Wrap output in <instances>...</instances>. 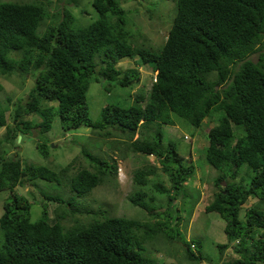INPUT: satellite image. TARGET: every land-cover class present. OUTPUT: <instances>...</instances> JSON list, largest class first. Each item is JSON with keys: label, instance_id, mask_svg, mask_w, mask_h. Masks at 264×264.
Wrapping results in <instances>:
<instances>
[{"label": "trees", "instance_id": "trees-1", "mask_svg": "<svg viewBox=\"0 0 264 264\" xmlns=\"http://www.w3.org/2000/svg\"><path fill=\"white\" fill-rule=\"evenodd\" d=\"M125 1L89 0L96 17L81 25L65 3L49 14L44 3L34 0H0V76L29 72L34 77L25 99L19 98L14 106L10 124L0 106V128H6L0 141L9 142L32 129L40 137L57 116L65 131L84 126L104 137L113 136L110 149L124 146L120 158L126 150L153 155L159 167L134 169V190L126 199L147 216L161 219L144 224L98 211V217L74 219L65 227L58 220L63 211L48 224L43 205L39 217L31 221L30 202L15 186L36 178L59 183L71 161L55 172L42 164L22 163L16 152L5 157L2 150L0 191L8 190V196L0 213V264H153L144 257V243L159 239L180 242L188 260H199V240H185L177 228L180 219L173 222L160 211L183 192L194 169L191 162L181 163L184 157L170 139L163 142L161 125L173 124L174 114L197 127L213 111L221 115L207 132L203 159L217 173L204 210L223 220L226 243L218 244V251L237 240L239 254L220 264H264V0H172L171 25L163 44L155 49L129 41L130 20L120 5ZM123 58L155 70V81L146 97L139 92L130 104L106 103L99 119L91 121L86 103L90 82L101 78L107 92L138 82L135 68H119ZM43 101L55 105L44 106ZM33 114L41 119L24 118ZM232 124L243 134L234 137ZM35 146L47 157L46 140ZM80 151L92 170L78 168L68 178L74 193L66 199L41 192L46 200L73 205L69 200L87 195L104 176L116 178L115 158ZM194 189L190 208L184 205L188 215L199 196ZM248 197L253 202L241 220L239 211Z\"/></svg>", "mask_w": 264, "mask_h": 264}, {"label": "rangeland", "instance_id": "rangeland-1", "mask_svg": "<svg viewBox=\"0 0 264 264\" xmlns=\"http://www.w3.org/2000/svg\"><path fill=\"white\" fill-rule=\"evenodd\" d=\"M7 1H30V0H7ZM37 3H44L48 13L55 11V8L62 6L71 8L72 14L78 19L80 24H86L96 17V13L89 5V0H34ZM76 3H74V2ZM48 2V4H47ZM68 2V3H67ZM72 3L75 4L72 5ZM126 10L125 16L130 20L126 28L129 30L134 44H142L145 47L158 48L162 45L168 28L171 25L172 18L175 13L174 2L172 0H127L120 4ZM81 11H84L83 14ZM18 57V54H13ZM252 61L256 60V54L250 56ZM133 59L123 58L118 61V66L121 70L129 68L133 65ZM137 64L139 62H136ZM138 71V70H137ZM139 80L130 87H114L108 92L101 87L102 79L89 83L86 92V103L88 117L91 121L99 119L100 109L104 104L121 103L123 105L130 104L136 93L142 92L146 97L147 92L152 82V72L149 67L142 66L139 68ZM34 77L31 73L13 74L9 77L0 76L2 89L0 90V106L5 112V119L8 124L11 122V112L14 106L18 103L19 98L25 99L28 90L32 87ZM10 99V101H7ZM22 100V101H23ZM45 106H53L54 102H42ZM143 104V101L140 102ZM218 111L211 112L206 116L200 125L194 127L184 123L181 118L171 114L173 124L161 125L165 142L170 139L174 144L178 153L184 158L181 163L187 165L189 161L194 166L192 175L185 182L183 192L175 195L173 200L167 205L162 206L160 211L166 214V219L171 218L174 222L180 219L179 233L185 240L198 239L200 242L199 249L202 255L198 259L188 260L182 253L183 247L180 242H170L159 239L157 241L147 240L144 243V257L153 264H220L223 261L231 260L238 257L239 254L235 251L237 243H230L221 252L218 251V244L226 243L223 234V220L214 212H205L204 206L211 200L212 193L215 187L212 184V179L217 173V170L210 167L203 159L204 147L207 144V132L213 125L218 123ZM27 120L38 122L41 117L38 114H33L24 117ZM113 132H116L112 130ZM233 136L243 134L242 130H237L232 124ZM6 134V128H0V139ZM32 129L31 133L20 135V138L10 140L9 142L0 141V151H5V157L12 156L15 152L22 163L42 164L49 169L58 172V170L71 161V166L62 176L60 182H47L36 178L31 180H23L16 185L14 190L25 196L30 202L29 216L30 220L34 221L39 217L40 212L45 207L48 217V224L54 222L61 211L64 215L58 218L59 223L68 227L74 219L85 221L92 217H98V211L104 215L123 216L125 218H135L144 224H152L155 220L161 218L153 215H146L145 212L133 206L126 199V195L134 190L131 182L132 172L134 169L153 165L159 167L153 155H143L140 153L126 150L124 157H118L124 146L120 145L121 150L110 149L109 141L114 143L113 136L104 137L89 127L81 126L74 130H63L57 116H54L51 122V128L42 133L40 137ZM136 135H134L135 137ZM133 137V138H134ZM111 138V139H110ZM46 140L47 157H42L37 149L36 142ZM81 148L86 149L91 155L106 157L112 156L115 160L116 167L120 169V173L115 179H110L109 176H104L101 183L91 189L84 196L71 199L69 202L73 205L63 204L57 201H48L44 198L41 192L49 194H58L63 199H66L74 192L68 185V178L76 173L81 168L92 170L90 162L80 151ZM79 168V169H78ZM159 175H161L159 173ZM151 178L149 181H153ZM164 179V176H163ZM238 179V178H237ZM136 187V186H135ZM196 188L199 192L198 198L188 216L189 204L192 202L191 196L196 194ZM8 196V190L0 191V213L1 205L4 199ZM184 197L183 199L180 198ZM159 197V196H158ZM161 197H163L161 195ZM164 201V199H163ZM66 202V201H65ZM253 202L252 197L241 205L239 217L245 219V211ZM43 205H45L43 207ZM178 206V207H177ZM158 209H155V212ZM96 213V214H94ZM179 213V215H178ZM168 215V216H167ZM188 217V220H187ZM170 221V224L173 222ZM142 230V227L137 229Z\"/></svg>", "mask_w": 264, "mask_h": 264}, {"label": "clouds", "instance_id": "clouds-1", "mask_svg": "<svg viewBox=\"0 0 264 264\" xmlns=\"http://www.w3.org/2000/svg\"><path fill=\"white\" fill-rule=\"evenodd\" d=\"M16 2H23V1H16ZM169 29V28H168ZM166 37V36H165ZM165 40V39H164ZM164 42V41H163ZM163 44V43H162ZM133 65L132 66H130L129 68H135V70H138L139 71V68L140 67H142V66H146V67H149L148 65H146V64H140V63H136V61L134 60L133 62ZM137 71V72H138ZM151 72H152V82H154L155 81V75H156V71L155 70H151ZM138 77H139V73H138ZM151 82V83H152ZM137 83V82H136ZM19 136V135H18ZM19 138H20V136H19ZM189 162H191V161H189ZM193 165V164H192ZM210 166V165H209ZM211 167V166H210ZM213 168V167H212ZM195 169V168H194ZM193 169V170H194ZM214 169V168H213ZM216 170V169H215ZM117 172H118V174L120 173V169H119V167L117 166L116 167V175H117ZM189 179V178H188ZM206 212V211H205ZM215 213V212H214ZM189 216V215H188ZM187 220H188V217H187ZM156 221V220H155ZM224 224V223H223ZM177 228H178V231H180L179 230V227L177 226ZM222 228H223V226H222ZM224 234V233H223ZM190 239V238H189ZM189 239H187V241L189 240ZM237 243V240H233V241H231V242H228V246L227 247H229L230 246V243L232 244V243ZM189 246H190V248L192 249L193 247H194V244H192V243H190L189 244ZM225 249V248H224Z\"/></svg>", "mask_w": 264, "mask_h": 264}, {"label": "water", "instance_id": "water-1", "mask_svg": "<svg viewBox=\"0 0 264 264\" xmlns=\"http://www.w3.org/2000/svg\"><path fill=\"white\" fill-rule=\"evenodd\" d=\"M17 138H19V136H17Z\"/></svg>", "mask_w": 264, "mask_h": 264}]
</instances>
